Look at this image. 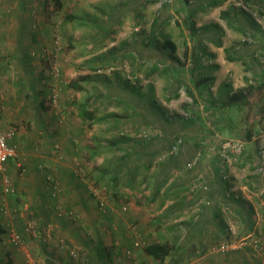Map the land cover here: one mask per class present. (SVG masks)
<instances>
[{"label": "rangeland", "instance_id": "374dc122", "mask_svg": "<svg viewBox=\"0 0 264 264\" xmlns=\"http://www.w3.org/2000/svg\"><path fill=\"white\" fill-rule=\"evenodd\" d=\"M16 1L0 0L1 7L7 9L2 13L0 8V23L5 21L8 15L9 19L6 22H17V18L12 16L15 15ZM35 1L36 3H33L34 0L28 3L32 6V21L27 29L39 36L36 42L44 48V54L41 57L38 49L32 48L33 68L29 73L50 75L54 68L60 73L57 80L50 77L42 85V89L40 88V95L44 98L45 105H49L46 100V87L52 86L57 90L55 85L60 88L70 80L83 85L82 90L67 87L59 90L55 101L52 102L53 105L48 106L45 113H49L50 109L56 111L58 107L60 108V104L63 106L66 103L74 108L67 110L66 115H71L74 119L79 105L85 103L88 108L94 109L98 118L93 120L96 121L93 125H87L82 139L71 137V143L81 152V155L73 160L72 170L78 177L85 179L84 198L88 207L85 210L71 209L72 216L62 213L59 217L76 223L88 244L96 241L93 233L96 225L87 226V223L92 219H98L97 226L99 225L105 247L114 250V253H106L105 264L148 262L150 264H232L234 260L242 261L243 256L253 264L264 261L263 241L262 238H258L264 236L262 233L251 238L246 233L235 232L232 230L234 223L226 222L222 228L223 235L219 232L220 235L209 237L208 242L205 239V244L198 246V238L186 237L185 229L180 226V223L185 225L194 222L195 216L198 217L197 212H191L186 218H179L180 213H173L174 207L167 209L163 204L160 205L162 192L155 202L150 203V200L145 198L146 190L152 186L150 178L165 177L170 155H178V151L193 153L196 150L198 152L196 156L193 155L188 159L185 166V170L194 171L197 160L202 156H206L204 160L213 159L220 149L221 161L227 162L226 155L230 160L237 157L235 153L246 149L245 145H248V142L243 143L240 140L244 139V134L249 128H252L254 134L261 135L264 102H260L261 105L253 102L258 99L259 91L252 90L241 112H235L234 106L228 109L227 115L230 113L233 118L228 119L224 111L223 115L220 111H214L206 101L207 97L215 100L217 95L220 96L221 85L218 93L217 87H212L214 84L210 80L204 84L205 87L204 85L195 87L191 83L193 88H190V91L193 94L185 90L187 83L185 79L187 81L189 77L192 81L195 78L193 73H247V61L240 59L241 54L235 53L233 49V46L239 42L240 36L230 39L229 53L233 56L237 55L236 59L227 58L226 61L222 59L219 63L218 59H208L201 63L195 60L194 55L198 51H196L195 34L190 31L189 24L194 20L195 25L196 22L204 18L210 19L212 16L211 13L197 11L188 19L187 9L201 4L200 0H187V4L181 3L180 0H166L167 3H162V0L150 3L149 0L146 5L138 9L137 13L132 11L125 14H121L122 9H119L121 6L117 7L121 0H60L61 8L56 6L54 0H50V4L42 8L40 4L43 0ZM143 1L139 0L141 4ZM228 2V9L224 14L216 11L213 15L214 20L221 23L254 22L256 25L264 26V0H228ZM206 10L210 11L209 8ZM108 18H111V21ZM112 23L113 26H108ZM155 25L161 27L164 33L155 34V39L153 38L149 44L143 43L144 39L149 38L146 35L151 34ZM56 31L61 36V44L54 54L52 34ZM244 37L249 40L246 32ZM166 38L175 45L173 57H170L169 51L164 48ZM5 41L14 43V34L10 33ZM10 44L5 46L4 51L11 46ZM0 46L3 47L4 43ZM7 63L6 69L9 71L12 69L17 73L13 62L8 60ZM198 64L201 68L196 67ZM26 66L28 68V64ZM151 68L153 71H150ZM63 73L68 75L64 76ZM178 79L182 80V84L178 85L176 81ZM7 81L8 78L0 79V123L4 128L15 127L16 130H19L20 126L26 128L28 125L25 120L29 111L18 109V104L14 109L9 108L8 102H4L11 90ZM237 89L239 88L235 90ZM261 96L260 101L264 98V94ZM27 100L30 101L29 98ZM204 103L208 105L204 106ZM254 104L259 108H253ZM49 117L53 119L57 115L53 112ZM178 137L182 139L181 144L176 140ZM176 142H178V150L168 153L170 146ZM54 148L60 150L59 144L57 143ZM150 153H152L151 157ZM125 155L132 157V162L136 156H146L142 157V163H138L140 166L136 168L134 176L127 174L122 177L123 182L119 188L108 184L106 177L100 180L102 184L96 186L94 181L101 178L104 169L118 165L121 159L125 160L123 157ZM150 160H152L151 166ZM143 164H148V167L145 168ZM190 164L191 168H189ZM48 172L47 175L50 177L49 174L52 173ZM206 172L210 173L209 166H204L203 173ZM1 176L0 174V190L2 189L3 193L5 185ZM8 179L11 181L10 176ZM199 180L207 183L206 176L200 177ZM126 181H131V185L125 184ZM2 193H0V209L6 210L8 205L1 200L5 197ZM102 208H105V212ZM86 218L91 220L86 222ZM27 226L29 236L23 239L24 242L21 238L16 246L0 238V264L7 261L5 259L7 256L12 260L11 264H22L27 260L40 261L44 264H86L84 258L87 256L82 254V249L77 247L75 249L69 245L65 237L59 236L54 242L47 244L44 240L48 237V232H45L41 238H36L35 224L30 222ZM105 233L108 241L104 240ZM190 240L196 245L195 254L192 252ZM234 240L237 242V248L228 251L218 249L220 244ZM43 241L46 249L42 244ZM135 241L143 244L135 246ZM150 241L165 242L173 250L178 245L183 247L186 245V248L181 249V256L177 260L170 261L169 256L163 260H156L143 251V246ZM242 241L249 243L240 246L239 242ZM253 241L257 243L253 244ZM186 242L187 244H184ZM12 246L16 248L11 249ZM72 251H76L74 258L70 256ZM61 253L64 258L59 262L56 255L60 256ZM245 264L249 263L245 262Z\"/></svg>", "mask_w": 264, "mask_h": 264}, {"label": "crops", "instance_id": "0c3cea01", "mask_svg": "<svg viewBox=\"0 0 264 264\" xmlns=\"http://www.w3.org/2000/svg\"><path fill=\"white\" fill-rule=\"evenodd\" d=\"M30 1L17 0V5L14 8L15 15L12 16L17 17V14H22L27 17L32 7L28 4ZM152 1L155 0H150V3ZM165 1L162 0V3H167ZM200 1L206 5L209 0ZM148 2L149 0H144L141 4L139 0H121L117 7L121 6L119 8L122 9L121 14L132 11L137 13L138 9ZM33 3H36V1L34 0ZM227 3H229L228 0H223L217 6H206L200 11L211 13L210 16L212 17L196 22L193 29L189 28L195 34L196 51H198L195 52V60L201 63L203 60L208 59H218V63L222 59L226 61L227 53L225 50H230V39L240 36L239 42L232 46L235 53L241 54L240 59L247 61L248 71L247 73H194V77L196 79L207 75L211 76L210 82L214 84L212 87H217V93L221 85V96L226 90L222 87L224 83H230L233 87L232 90L245 88L251 84L255 87V91L260 93L258 99L253 102L257 103L256 105H261L264 102V98L260 101L261 95L264 94V26L256 25L254 22L221 23L214 20L213 15L216 11L224 14V11L228 9ZM1 6L2 3L0 8L2 13H5L7 9ZM40 7L42 8L41 4ZM207 8L210 11L206 10ZM8 19L9 15L6 16L5 21L2 20L3 22L0 23V45L4 43L3 47L0 46V79L8 78L7 82L10 83L9 86L11 87L7 100L4 102H8L9 108L14 109L18 104V109L21 108L29 112H27L25 120L28 126L26 128L20 126L12 139V143L17 149V156L5 163L6 173L11 177L9 183L13 186V192L4 194L5 197L1 198L8 205L6 210L0 209V222L1 227L4 229L3 233L7 231V228H11L17 233L19 232L23 237L22 239H26L30 234L26 230V225L32 222L36 226L34 232L36 238H41L45 232H48V237L44 241L50 244L59 236L65 237L69 241V245L75 249L76 247L82 249V254L87 256L84 258L86 264H105L106 253H114V250L105 247L99 225L97 226L98 219H85L86 222L91 220L87 223V226L96 225V228L93 229L96 241L93 244H88L76 223H71L67 219L59 217L61 214L59 209L62 211L75 210L76 208L85 210L88 207V203L84 198L85 179L78 177L72 170V162L77 156L81 155V152L73 146L71 137L82 139L87 125H93L96 121L82 119L79 110H77L76 118L73 119L71 115L67 116V110L74 108L66 103L63 106L59 105V113L58 109L56 111L50 109L49 113H45L49 107L45 109V106L39 103L36 95L30 94V88L34 86V89L38 90L37 96L39 98L42 85L50 77L47 73L45 75L44 73H29L33 68V58L30 56L28 49L26 50V44L17 43L16 40L12 45L5 41L12 29L14 31L18 28V30L25 32L29 26L26 22L21 25L18 21L8 23L6 22ZM108 20L111 21V18H108ZM108 26H113V23ZM245 32L249 40L244 37ZM8 44L11 46L4 51L5 46ZM166 51L168 50L166 49ZM223 55L224 58H222ZM8 60L11 63L13 62L17 73H14L12 69L10 71L6 69ZM63 75L67 76L68 73H63ZM195 79L192 81L189 77L187 81L185 79V82H187L185 86L193 88L191 83ZM212 99L214 102V98ZM219 104L220 97L217 95L210 108L218 111L220 109ZM225 106H223V109H231V106ZM234 107L236 108L235 112H241L244 109V104L235 105ZM253 108L259 107L254 104ZM237 109L239 110L237 111ZM53 112L56 113L57 117L52 119L49 116ZM176 140L180 144L182 143L181 138L178 137ZM261 140V135L256 134L250 140H240L243 143L248 142V145H245L246 149L237 151L235 153L237 157L233 160H230V157L226 155L227 162L220 160L221 149L220 152H216L217 155L213 159L204 160L206 156H202L200 160L196 161L194 171L185 170V166L188 159L198 153L196 150L193 153H191L192 151H178V155H170V159L166 164L168 180L162 189L163 207L167 209L168 207H174L173 213H180L179 218H186L191 212L198 213V217L195 216L193 220L194 222L190 221L192 223L185 225L180 223V226L185 229L184 234L186 237L190 239L193 237L198 238V246H201L205 239L207 241L209 237L218 236L220 233L223 235L224 230L222 228H224L226 222L234 223L232 230L235 232L246 233L251 238H255L261 233L264 235V153L260 150ZM57 143L60 150L54 148ZM123 157H125L126 164H132L133 166V162L128 160L132 157L126 155ZM204 166H209L210 173H203ZM48 171L52 173L49 174L50 179L57 185L55 194L53 193L52 182L47 179ZM176 176H178L177 179ZM204 176H206L207 183L199 180L200 177ZM149 192L150 190L147 189V197L145 198L148 201L150 200ZM0 193H2V189ZM105 238L106 233L104 240L108 241ZM258 238H262L264 246V236ZM44 241L42 244L45 247ZM13 245L16 246L17 244ZM14 248L12 246L11 249ZM262 252L264 253V250ZM56 258L61 262L64 257L62 258L61 253L60 256L56 255ZM5 259L6 262L12 263L10 257L7 256ZM242 259V261L234 260L232 264H245V262L253 264L245 256ZM260 264H264V261Z\"/></svg>", "mask_w": 264, "mask_h": 264}, {"label": "trees", "instance_id": "16d2710c", "mask_svg": "<svg viewBox=\"0 0 264 264\" xmlns=\"http://www.w3.org/2000/svg\"><path fill=\"white\" fill-rule=\"evenodd\" d=\"M181 3H185L187 4V0H180ZM223 0H209L208 2H206V5L201 3L200 5H198V7H187V9L189 10V14H188V19H190L189 16H192L193 14H195V12L197 11H200V10H203L204 8H206V6H209L211 5L210 7L212 6H217L219 5L220 3H222ZM54 3L56 4V6L58 8H61L62 7V3L60 0H54ZM47 4H50V0H43L42 1V4L41 6L42 7H46ZM31 11H32V7H31V10H29V13L27 14V17L23 16L22 14H17V21L21 24H24V22H26L27 24H29V26L31 25ZM69 18H71L72 16H68ZM25 23V24H26ZM26 24V25H27ZM189 27L190 29H193L194 28V20L190 22L189 24ZM35 30V29H34ZM58 34L59 32L56 31ZM11 33L14 34V37H15V41L17 43H20V44H23L25 45L26 44V50L28 49L29 53H30V56H32V51H33V47H35L36 49H38L39 51V54L42 55L44 54V48L42 46H40L36 41H38V37L37 34L35 33H31V31L28 29L26 30L25 32H22L21 30H18L15 29L14 32L11 31ZM157 33H160V34H163V29H161V27H157L156 25L153 27V29L151 30V34L149 33V35H146V37H149L147 39H144V42L145 44H149L153 38L155 39V34ZM60 35V34H59ZM30 40H29V39ZM27 40V41H26ZM35 41V42H34ZM164 48H166L168 51H169V56L170 57H173V50H175V45L173 43V41H171L170 39L166 38L165 39V43H164ZM226 51V56L228 59L230 60H234L237 58V55H232L231 53H229L230 51H227V49L225 50ZM213 56V55H212ZM196 67L198 68H201V65L198 64ZM150 71H153V68H151ZM194 74V73H193ZM195 76V75H194ZM50 77V75H49ZM212 77L211 76H205V77H200V78H194L195 80L193 81V84L195 87H199L200 84H203L204 83H207ZM178 85L179 84H182V80L181 79H178L176 80ZM58 87V85H57ZM70 88V89H75V90H82L83 89V85L82 84H78L75 80H70L69 82H67L65 84V86L63 87H60L58 88V93H59V90H64V88ZM205 87V85H204ZM223 88H225L226 90H224L222 96L220 97V109L218 111L221 112V114L223 115V111H224V114L227 115V109H223V106H235V105H242V104H246L247 103V98L249 97V95L251 94L252 90L255 88L254 86L252 85H248L247 87L245 88H239L237 90H232V86L230 83H224ZM52 86H48L47 89H46V97H47V101L49 103H47L48 106H52L50 100H51V94H52ZM185 89L186 91L191 94V91H190V88L188 86H185ZM222 93V90L219 91V94ZM30 94L37 97V99L39 100V103L41 105H44L45 106V109L46 107L48 108V106L45 105V100L43 97H41V95L39 94V98L37 96L38 94V90L34 89V86H32L30 88ZM45 95V94H44ZM43 95V96H44ZM213 99L211 97H207L206 98V101L208 102V104L213 105L214 102L212 101ZM223 102V103H222ZM225 106V107H226ZM53 108V107H52ZM263 111H264V108H262ZM78 112H79V115L82 119L84 120H98V118L95 116V112H94V109L92 108H88V106L85 105V103H81L78 107ZM239 110V109H238ZM228 119H233L232 118V115L230 113H228L227 115ZM263 120H264V117H263ZM262 125L264 127V121L262 122ZM254 135V131H252V128H249L245 134H244V139L246 140H250V138ZM12 141V139H11ZM10 141V144H13L12 142ZM14 145V144H13ZM152 153H150V157H151ZM146 155H139V156H136V158L134 159V162H133V166H130L129 164H126V160H123L121 159L120 160V163L114 167H106V169H104L103 171V175L101 176V178H97L95 181H94V184L96 186H99V184H102V182L100 183V180H103L104 177H106V182H108V184L110 183L111 185L115 186L116 188H119V186L122 184L123 182V179L122 177L123 176H126L127 174L130 175V176H134L135 175V170L136 168H138L140 165H138V163H142V157H144ZM130 161L133 160L132 159H128ZM152 164V160H150V166ZM144 165V164H143ZM145 168L148 167V164L144 165ZM167 178H168V175L162 179L159 178V177H156L155 179L153 178H150V180L152 181V186L150 188H148L150 190L149 192V195H150V201L151 202H155L156 199L158 197H160L161 195V192L163 194V185L165 184V182L167 181ZM121 182V183H120ZM105 184V183H104ZM125 184H129L131 185V181H126ZM133 184V183H132ZM167 195V193L165 194V196ZM163 201V198L160 200V205H162ZM68 211H71L68 210ZM105 212V210L103 211ZM4 229L1 227V222H0V234L3 233ZM18 234L20 235L21 238L22 235L18 232ZM23 240V239H22ZM191 243V248H193L192 252L195 254V251H196V245L194 244L193 241L190 240ZM184 244H187L184 243ZM13 245V244H12ZM186 245L181 246V245H178L174 250L172 249V247L165 243V242H159V241H150L147 242L144 246H143V251L144 253H146V255H148L149 257H151L152 259H156V260H163L165 259L167 256L170 257V261H173L174 259H178L181 254H180V251L181 249L183 248H186L185 247ZM76 252V251H75ZM188 254V253H187ZM5 264H10V262H6ZM76 264V263H75Z\"/></svg>", "mask_w": 264, "mask_h": 264}, {"label": "built area", "instance_id": "2783aa9c", "mask_svg": "<svg viewBox=\"0 0 264 264\" xmlns=\"http://www.w3.org/2000/svg\"><path fill=\"white\" fill-rule=\"evenodd\" d=\"M60 35L57 32H54L52 34V40H53V52L54 54L58 51L59 47H60ZM60 73H58V70L56 68H54L53 73H50V77L52 79L57 80L58 76ZM55 88L58 89V87L55 85ZM58 90H55L54 88H52V94H51V104L53 101H55V98L57 97ZM53 105V104H52ZM16 129L15 127H9V128H4L2 126V124L0 123V173L2 174L3 177V181H4V187H3V193L4 194H9L11 192H13V187L12 185L9 183V179H8V175L6 173V168H5V163L11 159H15L17 156V149L13 144H10L11 139L13 138V136L15 135ZM261 145H260V150H262V153H264V127L263 130L261 132ZM178 150V143L172 145L168 151V153H174ZM196 163V162H194ZM191 164L189 165V168H191ZM47 179L52 182V180L50 179V177L48 176ZM52 189L54 190L53 193H56L57 190V185L52 182ZM103 209V208H102ZM105 209V208H104ZM104 209L102 211H104ZM59 212L62 214L64 213L65 215L72 216V211H62L61 209H59ZM28 228V226L26 227V229ZM7 231L3 234H0V238H3L4 241L9 242V244H18V242L21 240L20 235L14 231V229L11 228H7ZM252 241H250L251 243ZM240 246L245 245L246 243H249L247 241H242L239 242ZM257 243L253 241V244ZM139 241H135L134 245H138ZM256 245V244H255ZM239 246V247H240ZM237 248V242L231 241L228 243H222L219 245L218 249L220 251H228L230 249H234ZM72 254H75L74 251L71 252ZM22 264H44L41 263L40 261H24ZM145 264H150V262L145 263Z\"/></svg>", "mask_w": 264, "mask_h": 264}, {"label": "bare ground", "instance_id": "6f19581e", "mask_svg": "<svg viewBox=\"0 0 264 264\" xmlns=\"http://www.w3.org/2000/svg\"><path fill=\"white\" fill-rule=\"evenodd\" d=\"M140 244H143V242L140 243ZM140 244H138V245H136V246H139ZM70 256L74 258L75 254H71V253H70Z\"/></svg>", "mask_w": 264, "mask_h": 264}]
</instances>
